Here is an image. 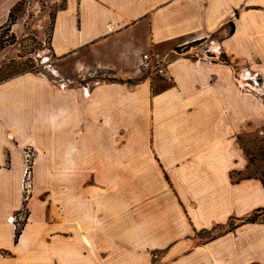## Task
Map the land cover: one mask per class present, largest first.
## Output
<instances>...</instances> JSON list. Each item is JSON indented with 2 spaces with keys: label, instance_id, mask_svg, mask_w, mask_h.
Wrapping results in <instances>:
<instances>
[{
  "label": "crops",
  "instance_id": "1",
  "mask_svg": "<svg viewBox=\"0 0 264 264\" xmlns=\"http://www.w3.org/2000/svg\"><path fill=\"white\" fill-rule=\"evenodd\" d=\"M51 45L118 79L0 82V264H264V184L239 139L264 123V0H64ZM148 49L164 75L140 70Z\"/></svg>",
  "mask_w": 264,
  "mask_h": 264
},
{
  "label": "rangeland",
  "instance_id": "2",
  "mask_svg": "<svg viewBox=\"0 0 264 264\" xmlns=\"http://www.w3.org/2000/svg\"><path fill=\"white\" fill-rule=\"evenodd\" d=\"M63 3L64 0H22L17 6L20 8L15 12L17 19L11 29L13 36L2 38H9L13 43L7 42L0 49V82L17 74L24 73L25 70L42 73L63 88L71 84L87 85L97 81L118 79L109 69L97 68L95 66L85 67L81 61H77L83 59L82 50L80 54L68 59H60L53 52L51 37L54 16L56 11L63 6ZM193 44L203 49L206 43L197 42V44ZM251 76L252 78H258L259 82H263L260 79L262 75L254 70ZM239 139L248 159V165L244 174L262 177L264 181V123L252 124L251 131L242 133ZM22 152L25 168H27L23 181L25 189L28 192L34 179L32 166L34 153L33 149L29 146L24 147ZM261 214L263 215L260 218L264 222V211ZM258 215V213L255 214V217H258ZM27 218L28 210L26 207H23L20 214L15 216L14 219V223L17 226L16 229L23 227ZM235 222L232 220L228 226H232ZM221 229L222 227H214L212 230H204L198 234L202 238H207Z\"/></svg>",
  "mask_w": 264,
  "mask_h": 264
},
{
  "label": "built area",
  "instance_id": "3",
  "mask_svg": "<svg viewBox=\"0 0 264 264\" xmlns=\"http://www.w3.org/2000/svg\"><path fill=\"white\" fill-rule=\"evenodd\" d=\"M165 57L161 52L150 49L142 54V59L139 65L141 71L148 74L164 75L165 73ZM257 79V80H256ZM257 90H261L263 84L258 78L248 79ZM27 171V168H25Z\"/></svg>",
  "mask_w": 264,
  "mask_h": 264
},
{
  "label": "trees",
  "instance_id": "4",
  "mask_svg": "<svg viewBox=\"0 0 264 264\" xmlns=\"http://www.w3.org/2000/svg\"><path fill=\"white\" fill-rule=\"evenodd\" d=\"M21 2H22V0H18L11 7L8 19L3 24L0 25V49L3 48L7 44V42L13 43V41L11 39H9V38H6V39H2V38H4L5 36H8V37H10V36L12 37L13 36V33L11 32V29H12V25L16 22V19H17L15 12L18 11L19 8H20V7H17V6ZM231 30L233 31V29H231ZM28 71L29 70H25L24 72H28ZM248 176H255V177L259 178L264 184V181H263L262 177H259V176H256V175H248ZM255 214H257V213L256 212L253 213L248 218H246L245 221L258 220V217L257 216L255 217ZM21 231H22V227L16 229V235H15V239L16 240L19 237V235L21 234Z\"/></svg>",
  "mask_w": 264,
  "mask_h": 264
}]
</instances>
